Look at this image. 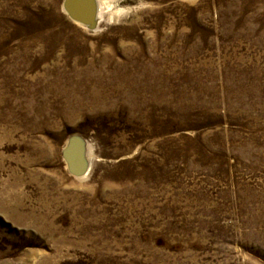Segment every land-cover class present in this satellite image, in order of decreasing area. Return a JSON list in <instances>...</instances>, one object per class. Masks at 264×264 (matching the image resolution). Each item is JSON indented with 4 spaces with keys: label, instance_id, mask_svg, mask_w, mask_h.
Wrapping results in <instances>:
<instances>
[{
    "label": "rangeland",
    "instance_id": "374dc122",
    "mask_svg": "<svg viewBox=\"0 0 264 264\" xmlns=\"http://www.w3.org/2000/svg\"><path fill=\"white\" fill-rule=\"evenodd\" d=\"M66 1L0 0V264H264V0Z\"/></svg>",
    "mask_w": 264,
    "mask_h": 264
},
{
    "label": "bare ground",
    "instance_id": "6f19581e",
    "mask_svg": "<svg viewBox=\"0 0 264 264\" xmlns=\"http://www.w3.org/2000/svg\"><path fill=\"white\" fill-rule=\"evenodd\" d=\"M64 5L66 9L74 11L77 16L80 13L85 15V18H88L89 20V23H87L88 25L91 23L95 24L97 22L95 0H67ZM72 11L71 12L69 11L71 16H72ZM66 153H67V159L70 161L71 165L73 167H76L78 170H81L82 162L81 159L79 158V153L76 144H71L68 147Z\"/></svg>",
    "mask_w": 264,
    "mask_h": 264
},
{
    "label": "water",
    "instance_id": "95a60500",
    "mask_svg": "<svg viewBox=\"0 0 264 264\" xmlns=\"http://www.w3.org/2000/svg\"><path fill=\"white\" fill-rule=\"evenodd\" d=\"M68 12L70 11H72V10H68V9H66ZM69 12V13H70ZM72 16H73V18L75 19V20H77V21H79V22H81V23H84V24H87V23H89V20H88V18H85V15H83L82 13H80V14H78V16L75 14V12L74 11H72ZM90 19V18H89Z\"/></svg>",
    "mask_w": 264,
    "mask_h": 264
}]
</instances>
